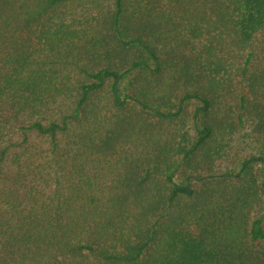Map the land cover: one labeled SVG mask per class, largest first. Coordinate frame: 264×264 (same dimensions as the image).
Segmentation results:
<instances>
[{
  "label": "trees",
  "instance_id": "obj_1",
  "mask_svg": "<svg viewBox=\"0 0 264 264\" xmlns=\"http://www.w3.org/2000/svg\"><path fill=\"white\" fill-rule=\"evenodd\" d=\"M264 0H0V264H264Z\"/></svg>",
  "mask_w": 264,
  "mask_h": 264
},
{
  "label": "rangeland",
  "instance_id": "obj_2",
  "mask_svg": "<svg viewBox=\"0 0 264 264\" xmlns=\"http://www.w3.org/2000/svg\"><path fill=\"white\" fill-rule=\"evenodd\" d=\"M264 212V197H263V202H262V205H261V213Z\"/></svg>",
  "mask_w": 264,
  "mask_h": 264
}]
</instances>
